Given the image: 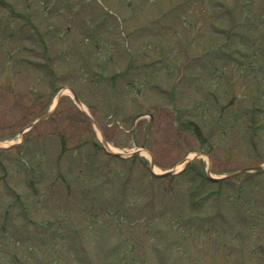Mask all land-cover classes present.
Here are the masks:
<instances>
[{
	"label": "rangeland",
	"instance_id": "rangeland-1",
	"mask_svg": "<svg viewBox=\"0 0 264 264\" xmlns=\"http://www.w3.org/2000/svg\"><path fill=\"white\" fill-rule=\"evenodd\" d=\"M12 2L28 18L0 3V145L19 142L0 148V223L11 215L6 230L0 224V264H264V171L223 184L199 174L264 163V110L258 150L248 125L250 99L264 106V0ZM222 4L233 11L218 16ZM223 46L254 67L224 63L226 52L214 53ZM64 85L76 87L113 147L145 146L157 171L208 150L181 119L197 120L211 156L165 177L143 163L147 151L111 159L69 90L20 137ZM14 187L33 208L27 217ZM30 217L53 222L39 228Z\"/></svg>",
	"mask_w": 264,
	"mask_h": 264
},
{
	"label": "water",
	"instance_id": "water-1",
	"mask_svg": "<svg viewBox=\"0 0 264 264\" xmlns=\"http://www.w3.org/2000/svg\"><path fill=\"white\" fill-rule=\"evenodd\" d=\"M76 98L78 99V96L76 95ZM256 168H262V166H259V167H256ZM248 169H250V167L249 168H243V169H241L240 171H238V172H242V171H246V170H248Z\"/></svg>",
	"mask_w": 264,
	"mask_h": 264
},
{
	"label": "bare ground",
	"instance_id": "bare-ground-1",
	"mask_svg": "<svg viewBox=\"0 0 264 264\" xmlns=\"http://www.w3.org/2000/svg\"><path fill=\"white\" fill-rule=\"evenodd\" d=\"M112 147V146H111ZM182 166V164H180L178 167H181ZM157 169V168H156Z\"/></svg>",
	"mask_w": 264,
	"mask_h": 264
}]
</instances>
